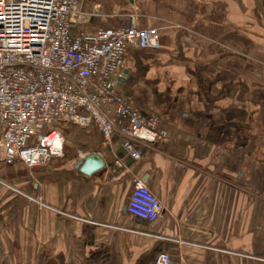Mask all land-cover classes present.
I'll list each match as a JSON object with an SVG mask.
<instances>
[{"label": "crops", "instance_id": "obj_1", "mask_svg": "<svg viewBox=\"0 0 264 264\" xmlns=\"http://www.w3.org/2000/svg\"><path fill=\"white\" fill-rule=\"evenodd\" d=\"M71 36L155 28L128 45L118 92L159 117L161 140L133 161L96 126L74 127L44 167L0 164V264H264V0H79ZM74 148L72 149V146ZM77 151L98 153L83 173ZM117 157L127 167L114 173ZM159 199L153 223L126 210L133 176Z\"/></svg>", "mask_w": 264, "mask_h": 264}, {"label": "built area", "instance_id": "obj_2", "mask_svg": "<svg viewBox=\"0 0 264 264\" xmlns=\"http://www.w3.org/2000/svg\"><path fill=\"white\" fill-rule=\"evenodd\" d=\"M79 0H0V164L44 167L64 155L67 125L96 126L106 146L119 140L128 158L166 135L159 117L131 105L117 90L125 76L128 45L158 48L155 28H140L136 15L126 27L71 36L81 22ZM85 151L76 157L84 159ZM127 167L114 161V173ZM126 210L153 223L162 205L135 175ZM155 264H172L166 252Z\"/></svg>", "mask_w": 264, "mask_h": 264}, {"label": "water", "instance_id": "obj_3", "mask_svg": "<svg viewBox=\"0 0 264 264\" xmlns=\"http://www.w3.org/2000/svg\"><path fill=\"white\" fill-rule=\"evenodd\" d=\"M104 165H105V161L101 155H99L98 153H89L81 162L80 170L85 174H90L100 169ZM142 180L145 181V178H143ZM139 220L142 221V219Z\"/></svg>", "mask_w": 264, "mask_h": 264}, {"label": "trees", "instance_id": "obj_4", "mask_svg": "<svg viewBox=\"0 0 264 264\" xmlns=\"http://www.w3.org/2000/svg\"><path fill=\"white\" fill-rule=\"evenodd\" d=\"M73 126H75V125H73ZM1 165L5 166V167H11V165H13V164H1ZM90 259H91V262H98L99 259H102L101 264H107V262H108V259L106 258L105 254L103 252H100V251L93 252L90 256ZM109 264H115V262L111 261ZM136 264H146V263L138 260L136 262Z\"/></svg>", "mask_w": 264, "mask_h": 264}, {"label": "rangeland", "instance_id": "obj_5", "mask_svg": "<svg viewBox=\"0 0 264 264\" xmlns=\"http://www.w3.org/2000/svg\"><path fill=\"white\" fill-rule=\"evenodd\" d=\"M74 127L73 125H67V129H64V134L66 137V143L69 142L72 144L73 142V136H74ZM74 148V145L72 146V149ZM76 155V154H75Z\"/></svg>", "mask_w": 264, "mask_h": 264}]
</instances>
